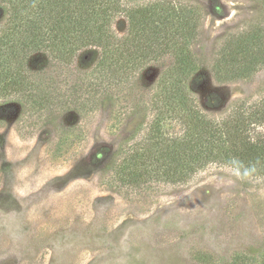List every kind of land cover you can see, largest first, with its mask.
<instances>
[{
    "label": "rangeland",
    "instance_id": "374dc122",
    "mask_svg": "<svg viewBox=\"0 0 264 264\" xmlns=\"http://www.w3.org/2000/svg\"><path fill=\"white\" fill-rule=\"evenodd\" d=\"M182 2L199 9L188 50L201 115L219 123L244 103L247 117L264 101V1ZM113 28L123 34L117 22ZM229 40L230 61L239 49L244 57L218 73ZM171 63L167 56L148 66L143 80L121 90L122 102L101 98L86 115L29 118L13 105L0 112V264H264V168L243 177L214 162L185 185L118 189L101 182L118 148L140 135L143 95L156 88L160 65ZM49 71L54 86L73 80L71 69ZM261 117L249 120L247 137H264V111ZM76 124L80 131L59 144L60 131ZM169 132L181 129L172 124Z\"/></svg>",
    "mask_w": 264,
    "mask_h": 264
},
{
    "label": "trees",
    "instance_id": "16d2710c",
    "mask_svg": "<svg viewBox=\"0 0 264 264\" xmlns=\"http://www.w3.org/2000/svg\"><path fill=\"white\" fill-rule=\"evenodd\" d=\"M147 1L0 0V112L13 105L40 119L55 111L86 115L101 98L115 106L121 90L168 56L172 63L160 65L156 88L141 100L147 123L118 148L101 182L118 189L161 181L185 185L214 162L243 177L263 175L246 173L264 168V137L251 139L246 131L249 120H263L264 101L247 117L242 103L231 118L206 120L192 95L195 61L188 50L199 9L182 0ZM222 51L229 58L215 64L218 73L244 57L239 49L230 61V40ZM36 59L40 64L32 68ZM56 65L71 69L73 80L63 89L49 71ZM172 124L179 125V135L169 132ZM79 127L62 129L59 144Z\"/></svg>",
    "mask_w": 264,
    "mask_h": 264
}]
</instances>
